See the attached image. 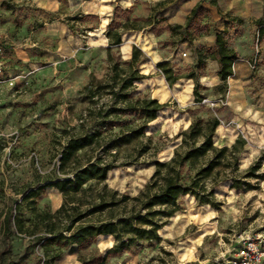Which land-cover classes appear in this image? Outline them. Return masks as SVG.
Wrapping results in <instances>:
<instances>
[{
	"label": "rangeland",
	"instance_id": "obj_1",
	"mask_svg": "<svg viewBox=\"0 0 264 264\" xmlns=\"http://www.w3.org/2000/svg\"><path fill=\"white\" fill-rule=\"evenodd\" d=\"M200 1L207 11L189 26L192 6ZM104 8L99 0H0V29L10 37L4 54L11 70V77L0 85V264L10 258L14 259L12 264H31L39 259L40 251L35 249L27 261H19L28 240L17 236L12 239L11 252L1 253L5 246L4 214L20 202L24 218L33 217L17 192L43 181L58 160L65 131L73 132L82 111L101 106L105 100H85V85L76 78L89 72L102 79L111 72L108 49L90 46L89 30L102 31V24H106L104 33L124 31L122 43L138 40L139 48L151 51L153 58L141 49L148 58L140 65L146 77L135 83L134 95L155 97L164 104L158 117L148 123L145 135L122 153L120 160L133 163L108 173L109 186L138 194L155 173L156 160L168 161L176 149L183 152L192 145L193 141L184 143L182 133L197 118L220 119L214 136L217 146H232L239 135L247 140L239 154V170L229 168L216 186V196L223 203L219 208L201 204L187 194L159 231L160 239L137 240L111 253L107 264H229L243 238H264V179H246L249 185L232 186L233 177L243 176L264 154V35L260 36L258 22L260 17L264 19V0H218V5L210 0H137L131 8L117 5L110 21L101 18ZM91 10L103 11L93 14ZM225 29L241 67L237 77L221 87L215 35L216 30ZM151 32L156 34L154 46L147 37ZM199 48L204 58L200 68ZM153 49L163 59L157 62L161 57ZM112 54L114 62L131 58L124 56L121 45L114 46ZM191 56L197 57L196 63ZM160 62H170L182 78L168 87L158 67ZM190 74L197 78L190 79ZM196 83L201 100L194 93ZM117 120L130 125L142 122L131 115H120ZM119 129L117 125L115 130ZM140 148L146 151L137 156ZM212 156L213 152L207 158ZM179 169L181 180L189 183L194 167L185 163ZM62 202L57 188L46 187L38 205L51 208L48 213H53ZM114 244V236L100 235L83 249L77 245L63 248L54 264H85L84 260L93 254H106Z\"/></svg>",
	"mask_w": 264,
	"mask_h": 264
},
{
	"label": "trees",
	"instance_id": "obj_2",
	"mask_svg": "<svg viewBox=\"0 0 264 264\" xmlns=\"http://www.w3.org/2000/svg\"><path fill=\"white\" fill-rule=\"evenodd\" d=\"M218 5V0H210ZM207 11L202 1L196 3L188 17V25L197 22ZM263 18L260 36L264 35ZM128 28V27H127ZM110 38L108 60L111 72L102 79L91 74L82 93L84 99L92 103L105 98L101 106H90L82 111L79 125L72 126L73 132L65 131V141L61 144L58 160L52 170L43 176V181L22 188L21 202H27L33 217L25 219L19 212L20 202L10 206L4 214L3 233L5 246L2 254L12 250L14 236L27 239L28 243L19 256V261H27L35 249L40 251L39 259L31 264H54L65 247L77 245L83 249L100 236H114L115 244L106 254H93L84 260L85 264H107L108 256L130 247L135 241L161 238L159 231L179 210L181 197L194 195L201 204L219 208L223 203L216 196V186L223 179V173L239 170V154L247 140L239 135L232 146H217L214 136L220 119L212 117L204 121L197 118L182 134L184 143L193 141L185 151L176 149L168 161L156 160V170L151 180L136 195L115 189L107 183L108 173L120 165L133 161L120 160L130 145L145 135L148 123L158 117L163 103L148 95L135 97V83L146 77L140 65L147 56L137 45L133 46L130 59L113 61L112 48L122 43V32L107 33ZM125 57L130 56V44L123 45ZM198 64H204L202 51L197 49ZM143 55V58L141 57ZM215 58L218 61L217 74L221 87L228 85L234 74V64L239 59L238 52L231 48L224 31L216 30ZM167 82L172 86L180 78L170 62H160ZM189 78H197L190 74ZM196 83L194 93L198 100L203 96ZM120 115H131L142 120L138 124L117 122ZM120 125L117 131L115 127ZM202 138L200 143L197 139ZM135 151V149H134ZM146 149L137 150L141 156ZM213 152L211 158L207 156ZM132 155V154H131ZM190 163L195 175L189 183L181 180L179 167ZM264 154L247 167L243 176H235L233 187L249 185L246 179H264L262 170ZM46 187H55L63 195L62 204L53 212L51 208H41L38 203L44 197ZM41 190V192H40ZM40 192V194H39ZM39 206L38 209L36 205ZM10 258L7 263L12 264Z\"/></svg>",
	"mask_w": 264,
	"mask_h": 264
},
{
	"label": "crops",
	"instance_id": "obj_3",
	"mask_svg": "<svg viewBox=\"0 0 264 264\" xmlns=\"http://www.w3.org/2000/svg\"><path fill=\"white\" fill-rule=\"evenodd\" d=\"M92 0H87V2H90ZM100 1V5H103L105 6L106 8H104L105 12L104 13H101V11L103 10H91L90 13H101V18L102 20L104 19H109L110 21V15H111V11L117 6V5H124V7H128V8H131V6L136 3L137 0H121V1H118V0H99ZM115 2V3H114ZM133 3V4H132ZM197 2H194L193 5H196ZM194 6H192L193 8ZM108 24H110V22H107V26ZM104 27H106V24H102L101 26V30L102 31H95L94 29H90L89 30V33H90V36L89 38L91 39V44L90 46L91 47H97V46H102V48L104 49H108V47L110 46V38L108 37L107 33H104L105 29ZM144 30V29H143ZM125 32L123 31L122 32V38L124 39V36H125ZM143 34H145V31H143ZM143 36V35H142ZM148 39H149V42L152 43L153 41H155L156 39V34H154L153 32L149 33V35L147 36ZM139 41L142 42V39L139 38ZM125 43H128L130 44V56H132V53H133V46L134 45H139L138 43V40H132V41H126ZM124 42L121 43V48L123 47V45L125 44ZM119 45V46H120ZM152 45L154 46V43H152ZM154 48V47H153ZM141 49H143L145 51L146 54L149 55V57L151 56L153 58V54L151 53V51H149L147 48L141 46ZM154 53L156 52L161 58H159V60H156L157 62L160 61V59H163V57L161 56V54L159 53V51H157V49H153L152 50ZM237 51V50H236ZM129 56V57H130ZM196 59L197 57L196 56H191V60H192V63H196ZM84 64H87L86 61L82 62ZM81 63V64H82ZM89 64V63H88ZM241 63L239 62V59L235 62L234 64V74L232 76L229 77V81L232 79V78H236L237 77V69L239 67H241L240 65ZM164 78H165V75H163ZM77 78V82L80 84V85H86L87 83H89L90 79H91V74L89 72H84L83 74L79 75ZM192 79V78H190ZM178 82V81H177ZM176 82V83H177ZM175 83V84H176ZM166 84H168L167 86L170 87L171 85L166 81Z\"/></svg>",
	"mask_w": 264,
	"mask_h": 264
},
{
	"label": "built area",
	"instance_id": "obj_4",
	"mask_svg": "<svg viewBox=\"0 0 264 264\" xmlns=\"http://www.w3.org/2000/svg\"><path fill=\"white\" fill-rule=\"evenodd\" d=\"M9 35L0 29V85L11 77L4 51ZM187 56L188 52H184ZM229 264H264V238H243Z\"/></svg>",
	"mask_w": 264,
	"mask_h": 264
}]
</instances>
